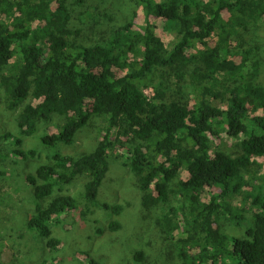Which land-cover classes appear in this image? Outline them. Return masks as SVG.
I'll list each match as a JSON object with an SVG mask.
<instances>
[{"label":"trees","instance_id":"16d2710c","mask_svg":"<svg viewBox=\"0 0 264 264\" xmlns=\"http://www.w3.org/2000/svg\"><path fill=\"white\" fill-rule=\"evenodd\" d=\"M134 1L145 16L141 31L127 23L84 44L82 31L72 28L78 10V17L90 16L83 0H0V90L8 111L22 108L17 118L21 134L32 136L39 124L57 116L62 119L58 133L45 135L42 144L48 149L72 146L91 121L99 120L91 153H55L53 164L40 166L27 179L34 198L42 202L85 178L80 199L56 197L38 207L27 226L54 251L63 242L52 228L73 225L72 251L83 253L104 233L92 208L109 174V160L122 151L147 211L172 196L180 199V207L157 222L176 243L180 264H225L229 259L264 264V196L246 192L245 179L254 159L264 157L261 63L254 57L257 48L235 45L242 33L264 23V0ZM155 18L165 22L170 43L156 35ZM213 37L214 46L209 43ZM150 88L154 98L146 95ZM172 89L178 98L169 96ZM223 132L243 137L241 155L214 148L213 139ZM16 153L24 160L38 155L34 150ZM182 171L188 173L186 180L180 178ZM207 190L208 203L202 200ZM239 198L241 208L233 204ZM103 208L117 217L127 209ZM253 208L254 228L247 239L232 240L229 256L219 219L227 216L241 226L243 214ZM108 229L118 232L122 223L113 221ZM86 257V264H98ZM143 258L139 252L136 259Z\"/></svg>","mask_w":264,"mask_h":264},{"label":"rangeland","instance_id":"374dc122","mask_svg":"<svg viewBox=\"0 0 264 264\" xmlns=\"http://www.w3.org/2000/svg\"><path fill=\"white\" fill-rule=\"evenodd\" d=\"M90 16L78 17V10L72 23V28L80 29L82 37L80 42L89 44L99 34L111 32L118 26L132 23L134 29L141 31L145 25V16L142 8L134 0H83ZM228 14L225 15L228 18ZM156 27V35L166 44L173 40L172 35L164 29L165 22L161 19H153ZM217 38L209 40L214 46ZM235 44V43H234ZM243 49L257 48L254 57L261 63V72L258 81L264 86V23L250 34L242 33L241 45ZM191 54V53H190ZM240 59H238V62ZM252 62L249 63V68ZM175 89L170 90L169 96L178 98ZM149 98L155 97L153 88L146 90ZM22 108L8 111L4 105L3 91L0 90V264H42L44 261L55 264H86V256L93 258L98 264H180L177 245L167 239L158 226V220L165 216L172 208L180 207L181 201L175 196L169 203L147 211L141 205L140 193L133 182V174L129 167L128 158L122 151L109 160V174L100 189V193L93 205L92 215L103 226L104 233L94 239L83 249V253L74 254L72 244L75 238V226H54L53 236L63 242L59 250L51 251L47 247V240L42 238L37 231L29 230L27 224L30 217L38 207H46L47 204L58 196H71L80 199L84 193L85 178L76 179L65 191L58 189L54 195L45 201L34 198L27 179L43 165L53 164L50 156L59 153L62 156H82L91 153L98 140L99 120L91 121L78 135L72 146L59 144L55 148H46L42 144L45 135L58 133L56 124L61 118L53 116L48 123L39 124L32 136L21 134L17 118ZM20 141V142H19ZM243 137H230L224 133L219 138L213 139L214 148L232 156L242 154L241 143ZM34 150L38 153L36 158L24 160L17 156L18 151ZM180 178L186 180L188 173L182 171ZM249 187L246 192L258 193L264 196V157L255 158L245 176ZM210 191L202 194V200L210 201ZM243 198L233 203L238 208L243 206ZM252 201L248 202L250 205ZM114 207L124 205L127 209L120 217H117L112 209L106 210L104 205ZM130 205V207H129ZM257 208L249 209L243 214L244 221L241 226L236 220L221 215L218 227L221 234L226 236L223 244L228 255L232 250V240L247 239L249 231L254 228V215ZM90 216V217H92ZM120 221L122 229L111 232L108 227L113 221ZM78 231L76 232V235ZM182 235H177L176 238ZM139 252L144 254L140 262L136 259ZM238 260H230L225 264H237ZM223 264V263H218Z\"/></svg>","mask_w":264,"mask_h":264}]
</instances>
